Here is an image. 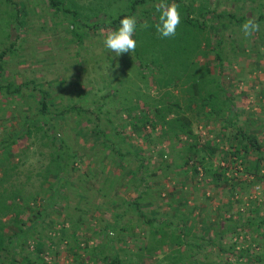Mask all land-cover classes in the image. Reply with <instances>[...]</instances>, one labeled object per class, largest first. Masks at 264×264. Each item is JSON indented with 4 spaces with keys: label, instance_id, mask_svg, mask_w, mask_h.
<instances>
[{
    "label": "trees",
    "instance_id": "1",
    "mask_svg": "<svg viewBox=\"0 0 264 264\" xmlns=\"http://www.w3.org/2000/svg\"><path fill=\"white\" fill-rule=\"evenodd\" d=\"M45 1L53 8L55 15L61 16L68 23L78 43H82L83 35L86 34L84 28L89 26L87 21L91 16L98 15V11L102 9L100 5L89 14L78 0ZM122 1L121 10L114 15L109 14L107 25L104 23L106 18L102 17L100 20L107 27L119 28L125 41L124 47L129 54L128 60L131 67L135 68L136 78L146 86L142 91L139 86L128 89L125 86L118 87L119 84H108L112 94H116L121 100L122 111L128 116L124 125L138 134L159 130L171 142L172 147L173 141L180 142L182 137H186L181 146L183 154H187L184 163L187 164L192 159L190 164L195 165L196 161L200 173L205 176L204 179L208 178L214 184L219 180L227 184L228 171H234L238 161L245 168L243 173L247 172L255 182L264 179V154L261 144L243 127L237 125L234 99L221 81L222 39L220 36L217 43L212 39V25L209 20L212 17H222L223 13L213 16L214 9L205 0H200L197 4L195 0ZM0 6V36L9 41L6 43L0 38L2 73L8 58L15 55L17 47H20L19 28L25 22L26 12L16 0H0ZM262 6L260 3L259 7ZM233 17L235 21L243 22L246 26L250 24L245 14ZM262 20L264 13H260L254 23ZM219 23H223L221 19ZM14 29L18 30L14 32ZM211 52L214 54L215 64H211L208 59ZM149 80L154 84L153 95L149 92ZM110 91L101 94L100 98H109ZM83 92H77L75 98L68 96L69 102L58 106L51 102V92L33 79L17 82L10 78L0 81V112L6 107L3 100L7 103L19 98L28 105V111L22 115L18 127H5L0 134V264L41 263L38 258L40 261H32L27 254L29 241H36L34 247L37 255L42 252L43 238L49 232L46 230V220L58 207H62L61 201L66 197L63 190L67 184H71L68 175L78 170L76 161L80 160V155L68 143L67 137L57 135L56 129L64 125L63 121L70 114H76L78 118L84 116L92 121L94 127L91 132L99 142V147L94 148L97 144L90 146L94 159L97 157L94 161L97 165L89 166L88 172L83 173L79 181L85 177L98 178L101 173L105 174L103 164L106 156L101 152L107 149L109 154H116L120 158V163L123 160L128 163L131 157L135 158V167L125 164L124 173L133 175L131 179L137 186L141 183L135 197L121 199L123 211L116 214L114 220L107 222L101 230L104 240L101 247L90 246L87 239L80 246L78 231L84 226V215H87L83 208H88L80 203L89 202V197L85 193L84 184H75L82 194L75 191L74 195L81 202L76 201L72 212L64 204L63 219L67 226L65 223L60 227V235L57 237L58 243L65 242L72 256V264H230L227 253H232V245L224 242V234L234 232L240 225L229 223V220L221 222L219 214L213 221L202 218L199 223L196 219L189 223L188 215L192 214L194 208L188 211L177 208L178 212L174 217L159 216L156 211L152 214L142 211L141 206L145 203L151 204L145 201L149 192L146 173L143 171L147 166L142 150L135 148L126 134L122 135L119 125H112V133L101 127L98 122L101 119L100 114L105 115L109 111L103 110V103L96 108L84 106L86 93ZM119 92H124L125 97L120 98ZM29 100H32V104ZM93 102L97 104L98 100L91 103ZM203 119L205 122L210 119L223 121L221 137L225 136V130L229 126L235 128V133L229 137L235 144L230 143L226 151L218 141L202 143L194 131V124ZM106 121L112 123L110 118H106ZM78 124L75 122V125ZM111 137L116 141L110 140ZM118 137L120 140H117ZM23 138L28 139L27 145L20 152H15ZM30 147L38 150L36 165L27 163V156L24 155L25 150ZM43 147L48 150L43 151ZM252 150L255 152L254 157L249 156ZM226 154L230 157L227 158V164L224 159ZM217 158L221 161L216 163ZM121 179L122 176L114 180L103 177V182H98L95 187L97 193H94L101 197L114 195L117 188L126 187L128 184H122ZM239 181L241 180L236 175L234 185H239ZM104 183L108 186H104ZM111 203L117 207L119 201ZM167 206L175 207L170 202H167ZM25 211L31 215L27 220L23 217ZM127 212L137 213L142 223L147 226L144 232L145 241L135 250L125 249L120 253L113 242H124V237L128 234L134 236L135 229L139 227L138 222L131 219L132 214L123 220ZM228 217L230 221L233 220ZM240 224L252 228L254 233L264 239V215L248 217ZM38 227L42 229L39 230ZM137 233H141V230ZM251 236V240L256 242L257 238L253 234ZM250 249L246 247L239 253L240 257H246L247 264L252 259L249 256ZM50 253L56 254L57 251L51 250ZM256 255L253 260L261 261V255Z\"/></svg>",
    "mask_w": 264,
    "mask_h": 264
},
{
    "label": "rangeland",
    "instance_id": "2",
    "mask_svg": "<svg viewBox=\"0 0 264 264\" xmlns=\"http://www.w3.org/2000/svg\"><path fill=\"white\" fill-rule=\"evenodd\" d=\"M16 1L26 12L25 22L19 28L20 47H17L15 55L8 58L4 71L0 73V81L10 78L17 82L33 79L51 92L53 105L63 106L69 102L68 96L75 98L79 91L86 93L84 106L96 108L97 105L103 103V110L109 112L105 115L100 114L101 119L98 122L101 127L111 132L112 125H119L122 135L126 134L128 140L135 148L139 147L145 157L147 167L143 171L146 173L149 192L145 201H149L151 204L145 203L141 206L142 211H148L149 214L156 211L159 216L174 217L178 212L177 208L180 211H188L190 208H194L192 214L188 215L189 223L195 219L199 223L202 218L213 221L219 214L221 215V222L229 220V223L240 225L239 227L236 226L237 229L234 232L224 234V242L227 245H232V253H227L229 263L247 264L248 262L245 263L246 257H240L239 253L242 249L250 247L249 256H252V259L249 264H264V239L259 234L254 233L252 228L249 229L248 226L240 224L248 217L264 215V179L255 182V179L247 172L243 173L245 168L238 161L234 171L228 167L227 184H224L223 180L214 184L208 178L204 179L205 176L200 173L196 161L195 165L190 164L192 159L187 164L184 163L187 154H183L181 146L186 137H182L180 142L173 141L174 146L172 147L171 142L165 139L159 130L138 134L131 127L124 125L126 120L128 121V116L122 111L121 100L117 98L116 94H112L111 86L108 84L114 86L119 84L118 87L125 86L126 88L129 87L128 89H135L139 86L142 91L146 86L136 78L135 68L131 67L128 60L129 54L127 48L124 47L125 41L123 35L119 33V28L107 27L100 20L102 17L106 18L104 23L107 25L109 14L114 15L121 10L123 1L78 0L84 6V11L89 14L102 5L98 15L91 16L90 20L87 21L89 26L84 28L86 34L83 35L82 43H78L70 31L71 27L68 23L63 21L61 16L55 15L53 8L49 7L45 0ZM186 1L189 2L190 0ZM199 1L195 0L196 4ZM205 1L214 9L213 16L220 12L223 13L222 17H212L209 22L212 25V39L216 43L220 36L222 39L220 44L223 51L221 81L234 99L237 125L240 128L243 127L248 134L256 138L261 144V151L264 154V20L257 24L254 23L260 13H264V0ZM260 3L263 5L262 7H259ZM242 14H245L249 20L248 26L243 22L239 23L234 20L233 16L237 17ZM220 19L222 24L219 23ZM16 30L18 29L13 31ZM0 38L9 43L4 37L0 36ZM12 38H14V34ZM208 59L211 64H215L213 52L210 53ZM149 86V92L153 95L155 88L152 81L149 82ZM107 91H110V97L101 99L100 95ZM118 96L123 98L125 93L119 92ZM93 100H98V103H91ZM3 102L6 107L0 112L2 115L0 117V134L4 132L5 127H18L22 115L28 111L27 103L19 98L14 102L8 101L6 103L4 100ZM29 103L32 104V100H29ZM67 117L69 118L63 121L64 125L56 129L57 135L58 137H67L68 143L72 144L80 155L78 157L80 160L76 161L78 170L68 175L71 184H67L63 190L66 197L61 201L62 207L60 206V209L58 207V210L52 212L46 220V230L49 232L43 238L42 252L37 255V250L34 247L36 241L34 239L29 241L27 254L34 262L41 260L40 264H72V256L66 248L65 242L58 243L57 237L60 235V227L65 223L67 226V222L63 219L65 216L64 204L72 212V207L76 201L81 202L74 195L75 191L82 194L75 184H84L85 193L89 197V202L82 201L80 203L81 206L88 207L87 209L83 208L87 215H84V226L78 231L81 247L86 239L90 246H102L104 240L101 230L107 222L114 220L116 214L123 211L121 199L135 197L141 185V183L138 186L133 183V179H131L134 177L133 175L124 173L125 164L135 167L137 163L135 158L131 157L128 163L125 160L120 163V158L116 154H109L107 149L101 152L106 156L103 164L105 174L101 173L98 178L85 177L79 181L81 175L88 172L89 166L97 165L94 163L97 157L94 159L90 146L99 142L98 138L92 134L94 127L92 121H88L84 116L78 118L76 114H70ZM92 118L94 117L92 116ZM106 118H110L112 123L106 121ZM74 121L79 124L75 125ZM221 122L223 121L212 119L205 122L203 119L195 122L194 131L202 143L218 141L219 145L228 151L230 143H234L229 137L235 133L236 129L229 126L225 130V136L221 137ZM110 140L116 141L113 137ZM117 140L120 138L118 137ZM27 143L28 139H21L15 152H20ZM97 146L99 147V144L95 145L94 148ZM42 149L43 151L48 150L44 147ZM85 153H89V155L87 156ZM24 155L27 156V163L37 164L39 156L37 149L30 147L25 150ZM249 156L254 157L255 152L252 150ZM227 158H230L228 154L224 158L225 164L229 163ZM218 161L221 160L217 158L215 162ZM236 175L237 179L241 180L239 185H234ZM106 176L111 180L122 176L120 182L128 184L126 187L117 188L114 195L101 197L95 194L97 193L95 187L98 186V182L102 183L103 177ZM104 186L107 187L108 185L104 183ZM111 201H119L118 206L116 207ZM167 202L172 203L175 207L170 208L167 206ZM131 214V219L136 223L138 222L139 227L135 229L136 234L134 236L132 234L125 236L124 242H113L117 245L116 248L120 253L125 249L135 250L145 241L144 232L147 226L142 223L137 213L128 214L127 212L123 220ZM29 215L30 213L27 211L23 213L26 220L31 217ZM228 216L233 220L230 221ZM38 229L41 230L42 228L38 227ZM139 230L141 233H137ZM210 232L213 233V230ZM251 234L257 238L256 242L251 240ZM49 237L53 242L50 241ZM208 249L211 250V247L208 246ZM51 250H55L57 253L51 254ZM256 254L261 255V261L255 262L253 260ZM99 264L102 263L99 262Z\"/></svg>",
    "mask_w": 264,
    "mask_h": 264
},
{
    "label": "built area",
    "instance_id": "3",
    "mask_svg": "<svg viewBox=\"0 0 264 264\" xmlns=\"http://www.w3.org/2000/svg\"><path fill=\"white\" fill-rule=\"evenodd\" d=\"M199 168V167H198ZM199 170H200V168H199Z\"/></svg>",
    "mask_w": 264,
    "mask_h": 264
}]
</instances>
